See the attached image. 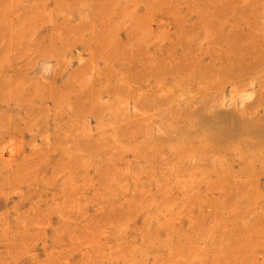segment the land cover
Segmentation results:
<instances>
[{
	"label": "rangeland",
	"instance_id": "rangeland-1",
	"mask_svg": "<svg viewBox=\"0 0 264 264\" xmlns=\"http://www.w3.org/2000/svg\"><path fill=\"white\" fill-rule=\"evenodd\" d=\"M0 264H264V0H0Z\"/></svg>",
	"mask_w": 264,
	"mask_h": 264
}]
</instances>
